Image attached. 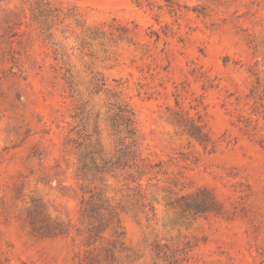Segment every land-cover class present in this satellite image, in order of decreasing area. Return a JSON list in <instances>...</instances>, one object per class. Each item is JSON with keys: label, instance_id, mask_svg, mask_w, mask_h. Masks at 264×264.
I'll list each match as a JSON object with an SVG mask.
<instances>
[{"label": "rangeland", "instance_id": "rangeland-1", "mask_svg": "<svg viewBox=\"0 0 264 264\" xmlns=\"http://www.w3.org/2000/svg\"><path fill=\"white\" fill-rule=\"evenodd\" d=\"M0 264H264V0H0Z\"/></svg>", "mask_w": 264, "mask_h": 264}, {"label": "trees", "instance_id": "trees-1", "mask_svg": "<svg viewBox=\"0 0 264 264\" xmlns=\"http://www.w3.org/2000/svg\"><path fill=\"white\" fill-rule=\"evenodd\" d=\"M124 119H125V118H124ZM128 123H131V120L128 119ZM89 155H90V154H85V155H83L82 158H81V161L84 162V163H83V167H82L83 170H86V168H88V165H87V163H86V159H87V157H88ZM108 167H110V166H109V163H105V166H104V167H101V168H100L99 166H96V169H97L98 171L105 172V171L107 170Z\"/></svg>", "mask_w": 264, "mask_h": 264}]
</instances>
